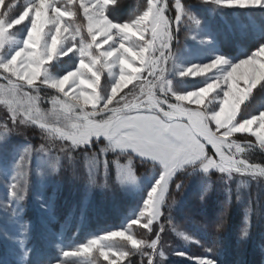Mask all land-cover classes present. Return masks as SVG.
<instances>
[{"label":"snow or ice","instance_id":"snow-or-ice-1","mask_svg":"<svg viewBox=\"0 0 264 264\" xmlns=\"http://www.w3.org/2000/svg\"><path fill=\"white\" fill-rule=\"evenodd\" d=\"M200 2L221 20L228 9L264 8V0ZM116 7L118 0H0V104L7 108L0 124V184L6 189L0 232L14 246L13 260L0 264H42L39 250L29 247L33 225L24 218L25 202L33 163L41 188L61 166L62 157L52 152L56 142L69 161L81 156L86 172L75 177L85 196L69 219L78 211L83 221L96 189L116 185L138 200L124 223L77 243H57L60 256L47 264H97L73 259L97 253L107 264H134L135 256L140 264H163L166 228L204 249L173 255L187 264H221L218 244L205 246L178 230L172 209L183 201L173 194L184 197L197 186L204 202L219 173L226 199L213 224L198 225L218 237L227 228L231 183L242 202L240 190L250 180L264 182V162L250 158L257 149L264 153V104L253 103L257 92L264 94V27L231 55L185 0H144L126 18L113 15ZM42 89L54 91L42 96ZM45 101L50 107H42ZM22 125L38 127L47 144H13ZM252 199L240 242L251 237ZM37 201L42 239L61 240L49 227L58 221L55 199L40 195ZM136 228L145 235L138 237ZM116 238L124 243L117 246Z\"/></svg>","mask_w":264,"mask_h":264},{"label":"rangeland","instance_id":"rangeland-1","mask_svg":"<svg viewBox=\"0 0 264 264\" xmlns=\"http://www.w3.org/2000/svg\"><path fill=\"white\" fill-rule=\"evenodd\" d=\"M126 0H118L117 10L123 8ZM144 0H137V6L132 9H123V15L119 18H126L137 7L141 6ZM185 3L192 6L193 11L213 27L219 33V40L221 41V48L223 51L231 55H238L241 48H246L251 38L256 35L261 27H264V8L254 9H228L225 10L226 19L221 20L218 16H212L206 6H203L200 0H185ZM114 16L118 17L115 11ZM82 19V18H81ZM204 35H214V33L204 32ZM84 35L87 36L86 30ZM181 39H184V34L181 33ZM191 43V41H189ZM210 50V46L206 51ZM207 58V57H206ZM106 79V74L105 77ZM192 82L189 81V85ZM54 90L42 89L41 95L50 94ZM255 108H259L264 104V94L256 93V99L253 102ZM42 107H50L45 101ZM7 117V108L0 104V124H3ZM10 123V121H9ZM22 135H15L11 137L13 144L23 145L31 143L34 147H39L41 143L47 144L43 140V133L41 130L32 125L20 126ZM242 135L236 134V138H241ZM54 154L60 155L61 166L57 171L52 172L48 177L46 184L41 188L40 178L35 171V163H33V172L30 177L31 187L25 202L24 218L31 221L33 225L32 238L29 247H35L40 252V259L42 264H47L49 259H55L60 256L56 247L57 243H77L86 240L91 234L101 232L102 230L115 227L125 222L126 218L134 210L138 197L129 192H125L114 185L112 189H96L92 192L87 201V210L85 212L83 221L80 220L79 212L77 211L69 219V210L75 205L81 206L84 201L85 189L83 182L77 180L76 176L86 175L83 167V159L77 154L74 161H69L63 153L59 152V142L52 148ZM250 158L256 162H264V154L259 149L250 154ZM47 173L49 170L44 169ZM145 176L149 173L144 171ZM219 173L213 176V187L209 192L206 200L201 202L200 190L197 186H192L187 195L180 197L178 194H173L178 200L183 203L173 206L172 215L179 231L185 232L199 237L205 246L212 247L218 244L221 248V254L218 259L221 264H254L252 259L255 254L252 250L258 249L261 252V246L264 245V182H257L250 180L247 188H242V202H236V181L231 183L233 191L232 206L229 211L227 220V228L217 237L215 234L205 232L198 227L199 224H213L219 215L222 203L226 199L224 192L225 185L218 179ZM112 181H115V170L113 169ZM247 179V178H244ZM147 182V178H145ZM252 196V206L255 209L250 218L251 237L246 242H240L238 235L244 225L245 209L248 206L249 195ZM6 195L5 187L0 184V200H3ZM42 195L47 198H54L57 205L58 221L50 225L51 231L55 234L61 235V240H56L53 236L49 241H45L41 237V233L46 231V228L40 223V211L38 207L37 196ZM171 199V197H170ZM66 221L67 224H66ZM3 222L0 221V227ZM135 227V226H134ZM8 231L14 233V226H9ZM76 234L75 236L73 234ZM138 237L145 235V230L136 228ZM114 243L121 246L124 242L116 238ZM162 244L164 245L167 259L163 264H187L181 258L172 254L173 250H183L195 255L203 253L204 249L195 244L186 245L185 242L179 238L174 232L166 228L162 234ZM170 246V247H169ZM14 246L4 239L2 232H0V261H12L10 249ZM262 253V252H261ZM78 261L95 259L97 264H107L102 257L96 254V257H79L73 258ZM134 264H140L141 258L135 256L132 258ZM146 264V259L144 261ZM255 264H264V253L261 259Z\"/></svg>","mask_w":264,"mask_h":264},{"label":"trees","instance_id":"trees-1","mask_svg":"<svg viewBox=\"0 0 264 264\" xmlns=\"http://www.w3.org/2000/svg\"><path fill=\"white\" fill-rule=\"evenodd\" d=\"M137 6V0H126L123 4V8H121L120 10H117L115 8V11L119 14L118 17H121V16H124L123 14V9H128V7H130L131 9L133 7ZM115 11L113 14H115ZM252 252H254L255 254L253 255L252 259L254 261V264L257 263L260 259H261V256H262V253L258 251V249L255 250H252ZM233 264V263H232Z\"/></svg>","mask_w":264,"mask_h":264},{"label":"water","instance_id":"water-1","mask_svg":"<svg viewBox=\"0 0 264 264\" xmlns=\"http://www.w3.org/2000/svg\"><path fill=\"white\" fill-rule=\"evenodd\" d=\"M264 154V153H263Z\"/></svg>","mask_w":264,"mask_h":264}]
</instances>
